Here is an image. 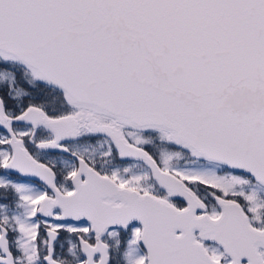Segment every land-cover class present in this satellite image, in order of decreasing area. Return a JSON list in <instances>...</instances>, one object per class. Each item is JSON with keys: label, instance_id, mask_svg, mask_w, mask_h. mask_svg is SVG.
<instances>
[{"label": "snow or ice", "instance_id": "snow-or-ice-1", "mask_svg": "<svg viewBox=\"0 0 264 264\" xmlns=\"http://www.w3.org/2000/svg\"><path fill=\"white\" fill-rule=\"evenodd\" d=\"M0 264H264V0H0Z\"/></svg>", "mask_w": 264, "mask_h": 264}]
</instances>
